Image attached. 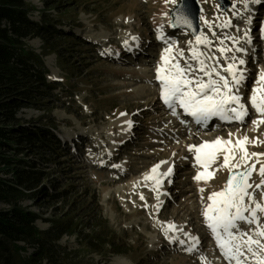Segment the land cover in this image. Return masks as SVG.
<instances>
[{
	"label": "rangeland",
	"instance_id": "obj_1",
	"mask_svg": "<svg viewBox=\"0 0 264 264\" xmlns=\"http://www.w3.org/2000/svg\"><path fill=\"white\" fill-rule=\"evenodd\" d=\"M220 1L197 0L199 30L192 34L186 26L171 27L169 18L161 20L163 12L169 15L178 0H25L31 20H48L57 30L49 36L24 40L27 48L42 56L46 82L55 89H35L34 103L20 108L15 125L34 130L50 117L61 150L56 154L57 147L38 149L15 142L12 148L19 149L7 147L3 154L23 160L19 164L25 168L31 163L33 169L41 171L37 174L38 184L22 185L23 194L19 197V204L36 214L38 229L48 228L54 218H68L76 224V233L63 235L58 242L60 249L69 254L70 259L64 264H203L201 255L212 257L208 259L210 264H228L220 263L216 257L214 238L201 213L209 203L207 196L222 189L229 172L223 168L207 181L193 179L203 169L195 164L194 152H189L187 146L211 141L214 136L175 121L176 117L163 105L160 82L155 79L163 49L174 43L173 55L175 49H183L187 58L191 55L188 42L194 43L195 35L201 33L212 41L209 48L200 46L201 51L215 57L210 62L224 76L230 79L224 69L232 62V56L244 59L246 67H237L246 70L240 94L250 115L244 122L220 128H228L235 135L241 130L250 141L258 138L261 143L255 145H261V149H249L254 145L248 143V152L264 153V123L253 128V121L259 116L248 102L259 73L264 71V0H248L247 7L243 0H227L225 8ZM234 12L240 15H233ZM200 17L213 22V28L210 30ZM224 20H231L232 26H216ZM160 30L165 39L157 38ZM121 31L132 40V47L125 46L126 37ZM245 32L250 42L242 39ZM226 36L235 37L239 43L234 45ZM219 47L231 51L222 56ZM237 47L245 51L237 52ZM180 63L183 65L184 59ZM189 117L181 115L183 121ZM127 121H132L131 128ZM180 127L189 132L182 140L175 138ZM161 161L168 162L173 173L171 179L162 181L157 192L152 190L153 183L143 177ZM222 162L223 157L218 156L208 171L219 168ZM0 176H12L1 163ZM260 179L254 172L250 183L257 184ZM38 191V198H32ZM42 191L58 193L51 198ZM261 191L264 189L254 193L257 200ZM0 207L8 205L0 203ZM100 218L106 219L107 228L114 230L121 253L112 254L107 246L99 253L86 245L84 238L100 229ZM168 222L197 236L200 246L188 252L187 243L171 242L168 237L177 233L181 239L187 237L171 231L166 237L164 226ZM248 227L243 224L241 230ZM32 251L26 247L22 255L28 256Z\"/></svg>",
	"mask_w": 264,
	"mask_h": 264
},
{
	"label": "snow or ice",
	"instance_id": "obj_2",
	"mask_svg": "<svg viewBox=\"0 0 264 264\" xmlns=\"http://www.w3.org/2000/svg\"><path fill=\"white\" fill-rule=\"evenodd\" d=\"M172 2L175 3V0ZM243 3L247 7L248 0H243ZM233 15H240V13L234 12ZM200 19L204 20L210 30L213 28V22L205 20L204 17ZM178 25L191 27L190 21L183 14L178 15L170 24L173 28ZM216 26L231 27V20L221 21ZM157 38L165 39L162 30L159 31ZM132 39L135 40L136 37ZM225 39H231L234 45L239 43L235 37L226 36ZM242 39L250 42L247 32ZM188 43L190 45L188 51L191 55L187 58L183 49H175V55H173L174 43H169L160 56L161 63L155 69V79L160 82V97L163 103L173 116L179 118L180 113L177 112L179 108L183 114L192 117L197 125H206L212 117H218L225 122H244L250 115L249 108L242 102L240 94V89L246 81V70L237 65H244L245 60L238 59L236 56L231 57L232 62L228 63L224 69L229 79L221 75L217 67L210 62L214 61L215 57L201 51L200 46L205 48L212 46V41L207 35L203 33L195 35L194 43L193 41ZM220 43L223 44V40H220ZM124 44L128 46V41H124ZM218 51L223 56L231 49L219 47ZM235 51L242 52L245 49L237 47ZM181 59H184L183 65L180 63ZM190 61L195 62V65ZM255 84L257 86L252 88L248 102L259 116V119L253 121V125L258 127L259 124L264 123V71L259 73ZM181 122L184 123V121ZM126 123L131 128L132 121ZM229 136L231 137L232 134L230 133ZM248 143L255 145L261 141L258 138L250 141L247 136H244L237 138L233 145L231 139L223 140L217 137L213 141L187 146L189 152H194L195 164L203 169V171H197L193 177L195 181H207L214 178L215 171L219 169L226 168L229 172L222 189L207 196L209 203L204 206L201 213L216 246L228 264H264V191L260 192V200H257L254 194L256 190L264 189V161L261 160L264 153H249L246 147ZM221 151L224 153L223 162L219 168L208 171L216 163L218 153ZM163 163L166 161L154 165L150 173L143 177L145 181H153V191L158 192L162 183L161 177H170L173 173L171 166L167 171L160 173L158 170ZM257 164H259L258 169ZM113 167L119 166L113 165ZM254 172L261 177L257 184L249 182ZM169 182L171 183V180ZM199 190L204 191L203 188ZM140 199L144 200V196L141 195ZM159 203L156 206L157 210ZM243 224L249 226L246 231L241 230ZM169 231L181 232L187 240L179 236L168 237ZM164 234L171 242H178L180 245L187 243L189 246L185 250L188 252L195 251L200 244L197 236L190 235L171 222L166 224ZM199 259L203 264H210L204 255H201Z\"/></svg>",
	"mask_w": 264,
	"mask_h": 264
},
{
	"label": "trees",
	"instance_id": "obj_3",
	"mask_svg": "<svg viewBox=\"0 0 264 264\" xmlns=\"http://www.w3.org/2000/svg\"><path fill=\"white\" fill-rule=\"evenodd\" d=\"M28 13L25 0H0V163L12 173L10 178L0 176V203L8 205V208L0 207V264H38L43 261L64 264L68 263L69 254L60 249L58 242L63 235L76 233V224L68 218H54L48 228L38 229L35 226L36 214L20 205L19 197L23 194L22 185L38 184L40 176L37 174L41 171L33 169L31 163L25 168L19 164L23 160L3 154L7 147L18 150L19 146L12 148L15 142L27 143L38 149L57 147L56 154L61 150L60 141L50 125V117L34 130L25 125H15L20 108L34 103L35 89L39 88L40 92L55 89L53 84L46 82L47 70L42 56L27 48L24 40L31 36H49L57 30L48 20H31ZM57 187L55 184L54 188ZM39 193L36 192L32 198H38ZM57 193L42 191L41 194L51 197ZM100 221L102 225L97 223L101 225L100 229L93 230V236L84 238L86 245L99 253L105 246L112 254L121 253L114 230L107 228L106 219L100 218ZM26 247L33 248V251L23 256Z\"/></svg>",
	"mask_w": 264,
	"mask_h": 264
},
{
	"label": "bare ground",
	"instance_id": "obj_4",
	"mask_svg": "<svg viewBox=\"0 0 264 264\" xmlns=\"http://www.w3.org/2000/svg\"><path fill=\"white\" fill-rule=\"evenodd\" d=\"M161 20L162 21H167L168 20V12L167 11H164L163 12V14L161 15ZM121 33H123V38H125L126 37V33L125 32H123V31H121ZM127 41H128V46L129 47H132V45H134V43L132 42V40L129 38V37H126L125 38ZM214 66V65H213ZM216 67V66H215ZM246 67V65L244 64V67L243 68H245ZM217 70H218V68H217ZM221 73V72H220ZM221 75H223L222 73H221ZM226 77V76H225ZM245 103V102H244ZM246 104V103H245ZM163 105H165L164 103H163ZM165 107H167L166 105H165ZM181 109H177V112L178 113H180L179 111H180ZM181 115H184L183 114V112H181L180 113V115H179V118H177L176 116V118H175V121H177L178 123H182L181 121H183V118H181ZM189 117V116H188ZM247 118V117H246ZM245 118V119H246ZM190 119V120H189ZM189 119L187 120L186 118L184 119V123H183V126L184 125H188V126H192L195 130H198V131H200V132H209L210 134H212V136H214V139L213 140H215L217 137H220V138H222L223 140H228V139H231L232 141H233V145L235 144V140L237 139V138H242V137H244L245 136V134L243 133V131H241V130H238L237 131V135H235L233 132H232V130H230V129H228V128H220V127H222V125H229V124H231V123H235L236 121H233V122H225V121H222V120H220L218 117H212L208 122H207V124L205 125V124H201V125H197V123L195 122V120L192 118V117H189ZM192 119V120H191ZM176 126H178V124L176 125ZM175 126V127H176ZM253 128H258L257 126H255V125H253ZM229 132V134L231 133L232 134V136L230 137L229 135H227V133ZM189 132L187 131V129H185L184 127L182 128V127H180V129L176 132V136H175V138H179V139H181L182 140V138H183V136L186 134H188ZM180 140V141H181ZM213 140H211V141H213ZM188 145H191V144H188ZM197 145H199V144H197ZM247 147V146H246ZM249 149H252V150H260L261 149V145H254L253 147H251V148H249ZM248 149V147H247V151L249 150ZM223 155H224V153H223V151H221L220 153H218V156H221V157H223ZM218 156H217V158H218ZM239 156V152L237 151V157ZM170 166V164L168 163V162H166V163H163V164H160V168H159V172L160 173H163V172H165V171H167V169H168V167ZM166 177H161V180L163 181L164 179H165ZM167 178H170L171 179V177H167ZM170 179H167V181L169 182V180ZM151 183H153V181H150ZM250 182V181H249ZM164 195H165V193L163 192V194H162V196H161V201H162V198L164 197ZM160 199V198H159ZM166 226V225H165ZM165 226H164V228H165ZM172 233H176V231H171ZM180 234H178L177 233V236H179ZM180 237V236H179ZM215 241V240H214ZM200 244H201V242H200ZM200 244L198 245V247L200 246ZM215 255H216V257L219 259V261H220V263H225V262H227L228 263V261H226V260H224L223 259V257H222V255H221V253H220V251H219V249H218V247L217 246H215ZM208 259H212V257H208Z\"/></svg>",
	"mask_w": 264,
	"mask_h": 264
},
{
	"label": "water",
	"instance_id": "obj_5",
	"mask_svg": "<svg viewBox=\"0 0 264 264\" xmlns=\"http://www.w3.org/2000/svg\"><path fill=\"white\" fill-rule=\"evenodd\" d=\"M220 2L221 7L225 8L227 0H221ZM199 13L200 7L197 0H178V4L170 10L168 18L171 23L178 15L183 14L190 21L191 27L187 25H178L177 27L186 26L192 34H196L199 30Z\"/></svg>",
	"mask_w": 264,
	"mask_h": 264
}]
</instances>
